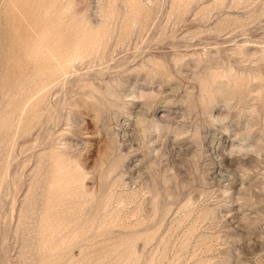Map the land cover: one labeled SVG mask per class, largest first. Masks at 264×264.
Wrapping results in <instances>:
<instances>
[{
    "label": "rangeland",
    "instance_id": "obj_1",
    "mask_svg": "<svg viewBox=\"0 0 264 264\" xmlns=\"http://www.w3.org/2000/svg\"><path fill=\"white\" fill-rule=\"evenodd\" d=\"M0 264H264V0H0Z\"/></svg>",
    "mask_w": 264,
    "mask_h": 264
}]
</instances>
